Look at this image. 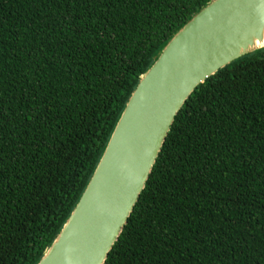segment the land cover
<instances>
[{"label":"trees","instance_id":"trees-1","mask_svg":"<svg viewBox=\"0 0 264 264\" xmlns=\"http://www.w3.org/2000/svg\"><path fill=\"white\" fill-rule=\"evenodd\" d=\"M213 0H0V264H39L141 77ZM105 264H264V50L176 117Z\"/></svg>","mask_w":264,"mask_h":264},{"label":"water","instance_id":"water-1","mask_svg":"<svg viewBox=\"0 0 264 264\" xmlns=\"http://www.w3.org/2000/svg\"><path fill=\"white\" fill-rule=\"evenodd\" d=\"M263 24L264 0H213L173 36L141 77L89 185L39 264L106 263L176 117L210 77L264 50L246 48Z\"/></svg>","mask_w":264,"mask_h":264},{"label":"bare ground","instance_id":"bare-ground-1","mask_svg":"<svg viewBox=\"0 0 264 264\" xmlns=\"http://www.w3.org/2000/svg\"><path fill=\"white\" fill-rule=\"evenodd\" d=\"M264 45V24L261 29L257 31V33H253L250 37L249 41H246V48L252 49L259 46ZM246 49H243L241 51H245Z\"/></svg>","mask_w":264,"mask_h":264}]
</instances>
